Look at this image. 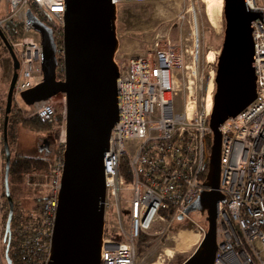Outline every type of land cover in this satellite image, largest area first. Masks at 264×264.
Returning a JSON list of instances; mask_svg holds the SVG:
<instances>
[{
	"label": "built area",
	"instance_id": "1",
	"mask_svg": "<svg viewBox=\"0 0 264 264\" xmlns=\"http://www.w3.org/2000/svg\"><path fill=\"white\" fill-rule=\"evenodd\" d=\"M4 1L6 7L0 16V29L6 35V27L18 23L25 33H29L19 40H14L11 34L10 37L6 35L19 60L13 103H20L21 94L44 79L42 40L28 20L29 10L53 29L57 43V79H64L66 0ZM125 1L129 0H111L116 8ZM245 3L249 10L263 15L252 22L257 98L220 126L222 145L218 190L225 200L217 204L214 264H264V0H245ZM185 52L167 37L157 41L153 51L146 55L122 61L117 54L115 56L119 69L118 120L103 157L107 194L101 264H136L137 242L141 234L158 220L172 221L180 215L188 217L185 210L203 191L210 190L205 185L210 156L208 140L212 136L209 118L213 106L209 108V97H214L216 90V70L205 81V70L201 69L197 54L188 63ZM178 70L187 89L183 111L176 109L179 94L176 81L179 77L175 72ZM58 95H61L59 99ZM58 103L63 108L62 128L47 174L49 190L41 205V224L22 245V252L37 257L40 264H49L50 261L62 185L66 95L58 93L27 106L33 109L32 115L50 120L57 114ZM1 145L0 129V162ZM124 161L130 178L123 173ZM127 181H131L129 201L122 196ZM124 201L129 203L126 216ZM4 208V183L0 176V223ZM110 209H114L112 220L116 228L106 230ZM198 229L203 237L208 228L198 224Z\"/></svg>",
	"mask_w": 264,
	"mask_h": 264
},
{
	"label": "water",
	"instance_id": "2",
	"mask_svg": "<svg viewBox=\"0 0 264 264\" xmlns=\"http://www.w3.org/2000/svg\"><path fill=\"white\" fill-rule=\"evenodd\" d=\"M116 6L111 0H66L63 43L65 76L57 79V43L53 29L30 10L28 20L42 40L43 81L21 94L27 106L58 93L66 95V143L64 169L51 243L49 264H101L105 230L106 185L103 157L109 149L118 120L115 56L119 49ZM263 15L247 8L245 0H224V39L217 58L216 90L209 118L212 145L205 185L184 214L207 215L208 229L195 251L181 264H214L217 252V204L221 177L220 126L235 117L257 98L252 22ZM0 37L12 62L3 120L5 150L4 189L9 204L6 236L11 235L14 200L10 193L11 150L8 142L9 114L18 78L19 60L2 29ZM48 149V146H46ZM180 219L184 215L179 216ZM9 244L5 255L9 264Z\"/></svg>",
	"mask_w": 264,
	"mask_h": 264
},
{
	"label": "rangeland",
	"instance_id": "3",
	"mask_svg": "<svg viewBox=\"0 0 264 264\" xmlns=\"http://www.w3.org/2000/svg\"><path fill=\"white\" fill-rule=\"evenodd\" d=\"M5 7V1L3 0L0 3V16L3 15ZM223 13L224 0L125 1L116 8L115 12L116 31L119 39L117 57L122 61L132 56L146 55L153 51L157 41H163L168 37L172 43L186 50V61L188 63L197 54L200 67L205 70V81H208L210 73L215 72L217 68V58L222 49L225 28ZM182 16H184V19H182ZM15 27L21 26L18 23H10L8 30L13 32L16 29ZM27 34L29 33L23 31V36ZM11 62L10 53L0 37V107L2 106L4 109L14 72ZM180 75L181 71L175 72V76L179 77V81H176L179 87L176 109L183 111V100H185L187 89ZM60 97L61 95H58L57 99ZM12 109L15 110L16 114L28 119L37 116L32 115L33 109L27 107L22 101L20 103L14 102ZM56 110L57 120L50 123L47 129L41 131L32 130L22 123L12 122L9 143L13 151L12 154L18 153L27 157H52L53 160L62 128V105L58 103ZM1 125L3 127L2 118L0 119V129ZM49 131L54 135V144L51 147V152L47 153L45 149L40 150V143ZM1 148L0 176L4 182L5 150L3 130ZM48 172L49 169L43 174L25 175L23 179L14 183L16 187L15 196H13L14 208L19 209L18 213H21L24 217L41 214L42 202L37 203V199H44L47 196L49 190ZM33 176L36 177L35 180L31 179ZM130 188L131 181H127L122 193L124 200L129 201L131 199ZM128 205L129 203L124 201V216L127 215ZM113 213L114 209L107 212L106 230L116 228L112 220ZM8 215L9 204L7 202L2 223H0V264H9L5 255L10 242L9 236H6ZM198 224L208 228L207 215H202L197 211L191 212L188 217L185 216L182 219L177 217L172 221L170 219L156 221L149 230L143 233L144 236H140L138 239L136 264H181L195 251L203 238L199 233ZM115 236L117 237V233ZM187 244L189 248L184 251L183 248H186ZM16 249L20 254L21 245L17 244ZM169 255H172V257Z\"/></svg>",
	"mask_w": 264,
	"mask_h": 264
},
{
	"label": "trees",
	"instance_id": "4",
	"mask_svg": "<svg viewBox=\"0 0 264 264\" xmlns=\"http://www.w3.org/2000/svg\"><path fill=\"white\" fill-rule=\"evenodd\" d=\"M224 14V13H223ZM48 23V21H46ZM16 29L11 32L8 30V26L6 27V35L9 36L11 34L12 38L14 40H19L23 36V30L21 27H15ZM10 37V36H9ZM11 67L13 68V63L11 62ZM13 108V107H12ZM1 118L2 122L4 120L5 116V109L1 106ZM15 110L12 109L11 113L9 114V124H8V137H9V143H10V137H11V124L14 123H22L26 127H29L32 130L35 131H41L44 129H47L50 123L53 121H56L57 114L50 120H42L38 116H34L32 118H25L22 117L19 114H16L14 112ZM1 125V129H2ZM211 145H212V136L208 140V151L211 152ZM11 153H13L11 144L9 145ZM48 153V152H47ZM52 164V157H27L23 156L21 154H12L11 156V163H10V174H9V187H10V193L13 198L15 196V190L16 187L14 186V183L16 181H19L25 177V175L29 174H35V173H41L47 172L48 169H50ZM208 170H209V162H208ZM123 173L127 175L128 178H130V173L127 167L126 162L123 163ZM32 180H35L36 177H32ZM45 199V198H44ZM44 199L39 198L37 199V203H41L44 201ZM4 202H5V208L7 205L5 195H4ZM19 209L14 208V213L11 221V235L9 237V256L12 260V264H40L39 259L37 257L27 256L22 252V245L24 242V239L31 235L36 231V229L39 227L40 223V217L39 215H28L27 217H24L21 215V213H18ZM20 225V226H19ZM17 227V228H16ZM16 228V229H15ZM143 237V233L141 234ZM21 245V253L16 249V245Z\"/></svg>",
	"mask_w": 264,
	"mask_h": 264
},
{
	"label": "flooded vegetation",
	"instance_id": "5",
	"mask_svg": "<svg viewBox=\"0 0 264 264\" xmlns=\"http://www.w3.org/2000/svg\"><path fill=\"white\" fill-rule=\"evenodd\" d=\"M1 109H0V119H1ZM3 128L1 129V131ZM54 144V135L51 131L45 137L42 138V141L40 143V150L45 149L48 153L51 152V147ZM46 146H48V149H46ZM12 156V155H11ZM4 183V182H3ZM4 195H5V189H4Z\"/></svg>",
	"mask_w": 264,
	"mask_h": 264
},
{
	"label": "bare ground",
	"instance_id": "6",
	"mask_svg": "<svg viewBox=\"0 0 264 264\" xmlns=\"http://www.w3.org/2000/svg\"><path fill=\"white\" fill-rule=\"evenodd\" d=\"M209 1V0H208ZM209 11V10H208ZM211 54H213L212 52H211ZM214 55V54H213ZM210 57V56H209ZM215 58V57H214ZM213 58V59H214ZM213 106V97H212V95H210V97H209V108H211ZM184 235V234H183ZM182 239V238H181ZM183 239H184V237H183ZM182 241V240H181ZM184 242V241H183ZM171 256V255H170Z\"/></svg>",
	"mask_w": 264,
	"mask_h": 264
},
{
	"label": "crops",
	"instance_id": "7",
	"mask_svg": "<svg viewBox=\"0 0 264 264\" xmlns=\"http://www.w3.org/2000/svg\"><path fill=\"white\" fill-rule=\"evenodd\" d=\"M189 248V246H188V244L186 245V248H183L184 249V251H186L187 249ZM170 256V255H169ZM171 257H172V255H171Z\"/></svg>",
	"mask_w": 264,
	"mask_h": 264
}]
</instances>
